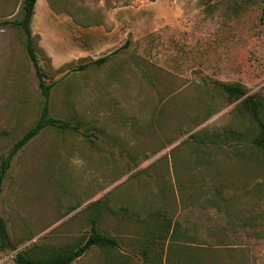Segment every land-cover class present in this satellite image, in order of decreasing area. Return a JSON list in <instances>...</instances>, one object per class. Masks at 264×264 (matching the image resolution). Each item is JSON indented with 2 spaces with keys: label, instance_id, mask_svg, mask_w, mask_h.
<instances>
[{
  "label": "rangeland",
  "instance_id": "374dc122",
  "mask_svg": "<svg viewBox=\"0 0 264 264\" xmlns=\"http://www.w3.org/2000/svg\"><path fill=\"white\" fill-rule=\"evenodd\" d=\"M21 17L22 0H0V21ZM31 29L54 84L50 114L82 127L46 128L13 158L0 196L10 235L0 264L34 244L87 237L99 198V230L119 247L93 246L71 264H264L256 126L215 85L241 82L264 98V2L37 0ZM43 102L24 32L0 27V156ZM150 210L179 224L183 249L144 263ZM122 217L147 225L133 243Z\"/></svg>",
  "mask_w": 264,
  "mask_h": 264
},
{
  "label": "trees",
  "instance_id": "16d2710c",
  "mask_svg": "<svg viewBox=\"0 0 264 264\" xmlns=\"http://www.w3.org/2000/svg\"><path fill=\"white\" fill-rule=\"evenodd\" d=\"M264 2V0H262ZM37 0H22V17L17 20H2L0 27L11 24L24 32L25 44L31 61L34 64L37 76L39 78V86L44 99L41 115L38 120L27 129V131L17 139L6 154L0 156V196L3 190V182L15 155L24 147L31 139L36 137L40 132L49 127L62 130L79 131L82 123H73L69 119L55 117L50 114L49 99L53 83H49L45 79L43 67L40 63L38 51L34 45V35L31 29V20L35 14ZM106 58H101L97 62H103ZM215 85L222 90L231 100L240 101L236 105L238 113L246 114L251 121L255 123L256 133L249 140L258 152V156L264 157V98L257 94H247L246 86L241 82H224L216 81ZM241 132H237L240 138ZM208 141H215L216 134L210 135ZM219 137V136H217ZM93 208L88 216L90 224V232L88 236L66 247H52L44 243L34 244L30 248L18 251L14 256L16 264H71L86 251L93 247L101 248H117L119 240L109 234L99 230L98 222L106 208L105 200L99 198L91 203ZM155 229L154 235L147 238L145 244L138 251L144 263H153L155 260L160 262L167 258L168 251L174 254L182 251V246L177 243L176 238L181 234L179 224L173 226L171 219H165L161 213H155ZM160 226V227H159ZM166 229V231H164ZM164 231V232H163ZM169 231L171 232L169 234ZM157 236H159L157 238ZM10 238L8 225L4 216L0 213V248L5 250L8 247Z\"/></svg>",
  "mask_w": 264,
  "mask_h": 264
},
{
  "label": "crops",
  "instance_id": "0c3cea01",
  "mask_svg": "<svg viewBox=\"0 0 264 264\" xmlns=\"http://www.w3.org/2000/svg\"><path fill=\"white\" fill-rule=\"evenodd\" d=\"M148 202H150V201L148 200L145 202H141V206L145 207V203H148ZM149 212H150V214H148L149 218H147L148 221L147 222L144 221V219L146 218L145 216H143L142 220L145 223H150V224H147V225L151 226L150 228H148V230L153 231L155 229V227L153 226L152 222L155 221V218H156L155 213L156 212H153L152 210H150ZM142 213H143V211H142ZM116 220H118V219H116ZM145 223H141L138 220L132 219L131 217H122L121 222H120V228L125 233L124 238L128 239V241H132V243H133L135 241V236L141 235V230H143L145 228V226H147V225H145ZM153 235L154 234H152L151 236H153Z\"/></svg>",
  "mask_w": 264,
  "mask_h": 264
}]
</instances>
